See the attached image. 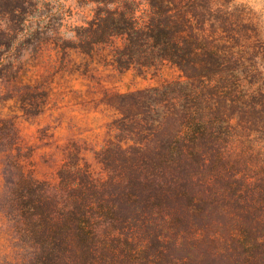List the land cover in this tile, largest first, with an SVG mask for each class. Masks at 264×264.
Returning <instances> with one entry per match:
<instances>
[{
	"label": "trees",
	"instance_id": "16d2710c",
	"mask_svg": "<svg viewBox=\"0 0 264 264\" xmlns=\"http://www.w3.org/2000/svg\"><path fill=\"white\" fill-rule=\"evenodd\" d=\"M77 3L91 19L67 26L61 5L0 0V264H264L263 15L240 0ZM49 50L89 89L174 73L82 100L107 120L102 172L71 140L56 184L29 169L18 129L52 104L22 81Z\"/></svg>",
	"mask_w": 264,
	"mask_h": 264
},
{
	"label": "rangeland",
	"instance_id": "374dc122",
	"mask_svg": "<svg viewBox=\"0 0 264 264\" xmlns=\"http://www.w3.org/2000/svg\"><path fill=\"white\" fill-rule=\"evenodd\" d=\"M41 1L61 5L66 13L67 26L84 25L91 19L90 9L79 6L77 0ZM240 2L248 3L264 17V0H240ZM3 26L5 27L4 22ZM65 30L66 28H63V31ZM44 56V61L51 56L54 62L51 65L42 62L36 67L31 66L28 75L22 78V81L23 83L41 81L51 91L52 104L38 117L20 118L18 129L24 150L31 153L28 161L29 169L37 179L52 184H56L58 170L62 164V156L57 146H63L71 140H78L84 144L87 148L86 159L96 172H102L94 150H99L105 139L103 125L107 120L100 109L95 110L93 106L81 103L82 100L102 96L104 89L124 93L152 87L164 80L173 79L174 76L172 71L166 70L162 78L156 81L149 78H134L132 73H128L118 78H102L100 86L95 85L89 89L83 78H75L63 73L61 60L55 52L49 50ZM23 59L29 61V54L25 53ZM7 89L5 82H0V93H5ZM54 102L56 104L53 105ZM9 110L10 108L7 107L4 112L8 113ZM45 129L48 130L41 132Z\"/></svg>",
	"mask_w": 264,
	"mask_h": 264
}]
</instances>
